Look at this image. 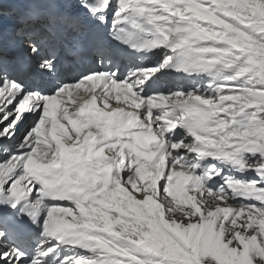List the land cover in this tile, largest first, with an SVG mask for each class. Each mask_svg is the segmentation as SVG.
I'll return each instance as SVG.
<instances>
[{
  "label": "snow or ice",
  "instance_id": "obj_1",
  "mask_svg": "<svg viewBox=\"0 0 264 264\" xmlns=\"http://www.w3.org/2000/svg\"><path fill=\"white\" fill-rule=\"evenodd\" d=\"M0 264H264V0H0Z\"/></svg>",
  "mask_w": 264,
  "mask_h": 264
}]
</instances>
